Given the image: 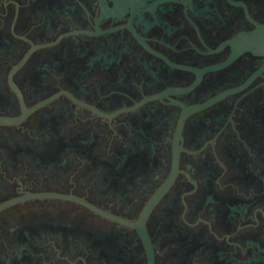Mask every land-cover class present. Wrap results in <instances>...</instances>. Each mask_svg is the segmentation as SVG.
I'll return each mask as SVG.
<instances>
[{
	"label": "flooded vegetation",
	"instance_id": "obj_1",
	"mask_svg": "<svg viewBox=\"0 0 264 264\" xmlns=\"http://www.w3.org/2000/svg\"><path fill=\"white\" fill-rule=\"evenodd\" d=\"M264 0H0V264H264Z\"/></svg>",
	"mask_w": 264,
	"mask_h": 264
},
{
	"label": "water",
	"instance_id": "obj_2",
	"mask_svg": "<svg viewBox=\"0 0 264 264\" xmlns=\"http://www.w3.org/2000/svg\"><path fill=\"white\" fill-rule=\"evenodd\" d=\"M244 48L264 54V24H257L256 28L242 36Z\"/></svg>",
	"mask_w": 264,
	"mask_h": 264
}]
</instances>
